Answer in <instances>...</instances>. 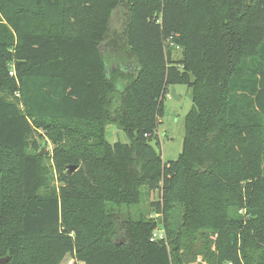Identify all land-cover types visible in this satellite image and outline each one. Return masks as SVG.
<instances>
[{"label": "trees", "instance_id": "16d2710c", "mask_svg": "<svg viewBox=\"0 0 264 264\" xmlns=\"http://www.w3.org/2000/svg\"><path fill=\"white\" fill-rule=\"evenodd\" d=\"M177 85L192 108L183 151L165 162L151 142ZM112 124L128 142L108 141ZM40 129L58 145L61 186L46 196ZM9 153L21 161L15 230ZM145 195L158 219L141 209ZM67 255L264 264V0H0V258Z\"/></svg>", "mask_w": 264, "mask_h": 264}, {"label": "rangeland", "instance_id": "374dc122", "mask_svg": "<svg viewBox=\"0 0 264 264\" xmlns=\"http://www.w3.org/2000/svg\"><path fill=\"white\" fill-rule=\"evenodd\" d=\"M119 13L122 18V22L118 23V29H122L126 25V19L124 11H121ZM166 46L169 49L168 43H166ZM172 54L174 60L180 59L181 49L174 47V51L172 50ZM14 71V67H10V76ZM171 89L172 87H170V90ZM175 89L177 95L179 96V100L174 99L171 96L170 92L167 93V96L164 100V114L160 119V124L156 132L158 138L154 139L151 142V144L156 147L158 151H160L165 162L175 161L180 157L183 151L185 117L192 108V90L186 85H177L175 86ZM39 134H41L43 138H40L39 135H36V139H38V141L42 144L44 141H46V146H42V149L43 147L45 148L43 166L47 171L46 176L49 178V182L47 187L41 191V195L46 196L49 195L52 190H58L61 186V183L55 171L54 162L52 160L53 154L58 145L51 137H48L44 130L40 129ZM106 135L108 141L111 143L128 142V137L125 132L120 130L116 125L113 124L107 127ZM158 142H160V146H158ZM29 153L33 152L30 150ZM20 169V159L15 158L11 153H9L8 157H6V169L4 172V179L8 194L7 213L9 230H15L18 228V214L22 207V203L20 200ZM159 197L160 194L157 191L154 194L153 199L158 200ZM151 198L152 197L145 195V198L141 205V209L145 211L150 217L158 219V216L154 215L149 208V201H151ZM131 213L135 215L136 209H132ZM156 233L158 235L163 234V228L161 226H158L156 229ZM62 264L76 263L71 255H67Z\"/></svg>", "mask_w": 264, "mask_h": 264}, {"label": "water", "instance_id": "95a60500", "mask_svg": "<svg viewBox=\"0 0 264 264\" xmlns=\"http://www.w3.org/2000/svg\"><path fill=\"white\" fill-rule=\"evenodd\" d=\"M118 14V11L115 12V15H114V18H116V15ZM171 96L174 98V99H177L179 100V96L177 95L176 93V89H175V86L172 87L171 89ZM44 145H46V143H44ZM41 156H44L45 155V148L43 147L41 153H40ZM77 170V166H70L69 167V171L70 173H73L74 171ZM10 261V257H1L0 258V264H8Z\"/></svg>", "mask_w": 264, "mask_h": 264}, {"label": "crops", "instance_id": "0c3cea01", "mask_svg": "<svg viewBox=\"0 0 264 264\" xmlns=\"http://www.w3.org/2000/svg\"><path fill=\"white\" fill-rule=\"evenodd\" d=\"M118 11V14L116 15V18H114V21H113V26L116 27L118 29V23L119 22H122V18L120 16V13L121 11L117 10ZM115 23V24H114ZM118 30H121V29H118ZM170 94H171V90H170ZM168 94V95H170Z\"/></svg>", "mask_w": 264, "mask_h": 264}, {"label": "built area", "instance_id": "2783aa9c", "mask_svg": "<svg viewBox=\"0 0 264 264\" xmlns=\"http://www.w3.org/2000/svg\"><path fill=\"white\" fill-rule=\"evenodd\" d=\"M11 76L16 77V72H15V71L12 72V73H11ZM154 237H155V238H159V235H158L157 233H155Z\"/></svg>", "mask_w": 264, "mask_h": 264}]
</instances>
